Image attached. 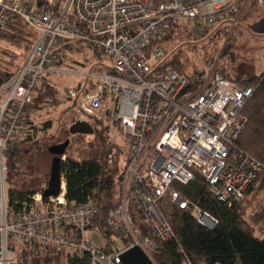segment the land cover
I'll list each match as a JSON object with an SVG mask.
<instances>
[{
  "label": "built area",
  "instance_id": "1",
  "mask_svg": "<svg viewBox=\"0 0 264 264\" xmlns=\"http://www.w3.org/2000/svg\"><path fill=\"white\" fill-rule=\"evenodd\" d=\"M252 2L264 5V0H0V33L12 16L38 33L19 72L0 88V264L16 263L20 245L88 254L89 264H124L122 254L139 246L154 262L159 243L176 237L161 210L166 197L204 228L218 225L178 187L202 177L218 201L233 205L264 180V163L237 146L255 86H242L219 71L192 76L162 67L168 58L163 39L174 28L204 35L221 24L237 26ZM70 48L103 54L112 67L80 73L87 77L84 83L93 80L97 87L78 98L71 93L81 120L108 121L127 147L121 198L106 216L118 233L112 239L92 226L99 209L94 203L67 199L63 173L57 197L45 198V185L22 202L9 200V147L35 135L25 108L51 85L49 75L77 73L63 64ZM259 57L264 66V49Z\"/></svg>",
  "mask_w": 264,
  "mask_h": 264
},
{
  "label": "trees",
  "instance_id": "2",
  "mask_svg": "<svg viewBox=\"0 0 264 264\" xmlns=\"http://www.w3.org/2000/svg\"><path fill=\"white\" fill-rule=\"evenodd\" d=\"M257 5V3L252 2L246 10L257 7ZM260 7L264 9V5ZM228 26L221 24L215 29L220 27L225 29ZM187 29L189 28H174L163 39V42L167 45L175 35ZM37 38L38 33L21 18L12 16L9 19L6 29L0 33V88L19 72L22 64L17 63L16 60L23 57L24 62ZM4 44L19 48L23 53L10 50ZM70 51L72 55L87 54L85 51L73 48H70ZM97 55L99 57L97 60H93L95 64L91 66V70L110 72L112 67L109 59L103 54H91L93 57H97ZM86 60L85 57L84 63L81 64L88 65ZM181 64V60L178 58L172 61L167 59L162 67H171L180 73L189 75L182 72ZM222 74L225 78L234 80L229 75L223 72ZM237 81L242 86H255L254 93L244 110L248 122L239 137L237 146L238 149L246 151L264 163V72L250 78L243 76ZM83 85L77 91V98L97 87L93 80L86 81ZM49 86H53V84ZM77 98L72 99L69 96V99L74 103H76ZM47 99L46 96L38 93L25 108L29 124H33V112L40 110L42 104L48 103L49 100ZM87 120L88 122L91 121L89 123L94 129L92 140L87 143H84V138L88 135L72 136L68 130L66 138L52 134L48 140H45L49 142L48 152L50 147L61 144L69 140L68 138L75 141L79 147L76 150L77 156L70 155L71 146L69 145L65 153L67 160L62 162V173L65 177L67 190L66 197L70 202L78 205L94 203L99 209L92 226L100 227L104 235L108 239H112L118 236V233L107 226L106 216L121 198V179L127 158V147L105 137V129L99 128V125H102V119L89 117ZM51 127V122H45L43 124L44 132H48ZM42 139H37L36 136L27 137L20 143L9 147L6 157V179L11 203L22 202L29 193L42 189L44 184H47V187L49 185L51 169L50 173L41 175V179L31 190L24 186L21 179L23 176H32L35 173L33 155L44 147L45 141ZM25 145L28 147L24 150V155L17 160L15 150ZM50 155L53 159L54 155ZM257 185L263 187L264 180L259 179L249 189L246 197L255 194L254 190ZM178 188L193 204L215 216L218 219V225L214 230L204 228L198 224L191 212L179 209L166 197L161 204V210L171 224L176 237L170 242L159 243L157 253L154 256L155 264H187L189 261L193 264H264V240L256 236L254 227L245 218L243 204L246 198L233 205L220 202L211 194L210 186L202 177H197L188 185ZM17 250L18 260L14 264H89L90 261L88 254L61 253L54 247L44 249L40 246L20 245Z\"/></svg>",
  "mask_w": 264,
  "mask_h": 264
},
{
  "label": "rangeland",
  "instance_id": "3",
  "mask_svg": "<svg viewBox=\"0 0 264 264\" xmlns=\"http://www.w3.org/2000/svg\"><path fill=\"white\" fill-rule=\"evenodd\" d=\"M248 10L249 8L241 15L237 26L229 25L225 29L224 27L212 29L204 35H196L190 29H187L175 35L166 45L168 61H172L175 58L180 59L182 72L192 76L207 75L209 72L219 71L237 80L243 76L250 78L262 74L264 66L259 56L264 49V9L257 5V7H252ZM226 31L227 34H225ZM4 45L6 46V44ZM6 47L23 53L19 48L9 45ZM232 55H234V62L232 61ZM85 57L88 60H86L88 63L86 66L81 64L84 63ZM98 57L99 55L93 57L88 52L84 55L68 56L63 64L67 69L75 70L77 73L58 72L49 75V81L53 86H47L45 92L40 93L42 96H46L49 102L42 104V108L32 114L35 128L34 136L37 139L43 138L42 140L45 143L44 147L33 155L35 173L32 176H23L21 178L28 190L35 188L34 186L39 182L42 174L50 173L52 156L48 152L49 142L46 140L52 134L66 138V132L67 130L69 131L70 126L81 120L79 105L77 102L74 103L70 100L69 96L72 99L75 98L71 93L77 92L84 86V80L87 77L80 73L90 72L91 66L95 64L93 60H97ZM16 61L22 64L23 57ZM45 122L52 123V127L46 133L43 130ZM89 122L91 123V121ZM101 126L99 125L100 129H105V137L124 145L117 127L108 121L106 123L102 122ZM68 139L71 143L70 155L76 157V150L79 147L74 140ZM84 139V143H87L92 140V135L85 136ZM27 147L25 145L15 150L17 160L24 155V150ZM260 188H262L261 191ZM263 189L264 186L260 187V185H257L254 190L255 194L246 197L243 207H245V218L254 227L256 236L264 240Z\"/></svg>",
  "mask_w": 264,
  "mask_h": 264
},
{
  "label": "water",
  "instance_id": "4",
  "mask_svg": "<svg viewBox=\"0 0 264 264\" xmlns=\"http://www.w3.org/2000/svg\"><path fill=\"white\" fill-rule=\"evenodd\" d=\"M232 61L234 62V55H232ZM69 133L72 136L93 135L94 129L92 125L85 120H78L73 123L69 128ZM70 145V140L54 145L49 148L50 154L54 155L51 164V177L48 188L44 191L45 198L57 197L60 194L62 184V160L61 156L66 153L67 148ZM122 260L124 264H155L149 256L139 246H135L127 250L122 254Z\"/></svg>",
  "mask_w": 264,
  "mask_h": 264
}]
</instances>
